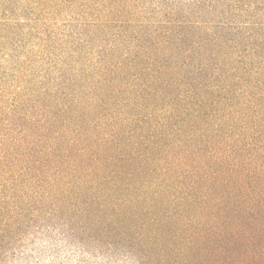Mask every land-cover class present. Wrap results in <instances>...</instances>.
I'll return each mask as SVG.
<instances>
[{"label":"trees","instance_id":"1","mask_svg":"<svg viewBox=\"0 0 264 264\" xmlns=\"http://www.w3.org/2000/svg\"><path fill=\"white\" fill-rule=\"evenodd\" d=\"M8 45L0 243L76 216L139 264H264V0H0Z\"/></svg>","mask_w":264,"mask_h":264},{"label":"rangeland","instance_id":"2","mask_svg":"<svg viewBox=\"0 0 264 264\" xmlns=\"http://www.w3.org/2000/svg\"><path fill=\"white\" fill-rule=\"evenodd\" d=\"M172 1L185 4L190 0H145L151 6L161 2L171 5ZM148 17L143 19L150 21ZM8 46L0 55L2 60L8 58ZM61 218L21 220L24 223L0 243V264H139L127 244L114 238L106 228L94 230L88 218Z\"/></svg>","mask_w":264,"mask_h":264}]
</instances>
